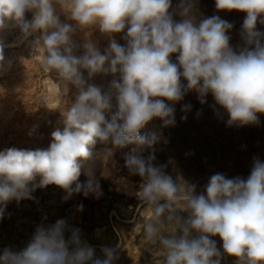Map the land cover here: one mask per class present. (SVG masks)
<instances>
[{
  "label": "clouds",
  "instance_id": "obj_1",
  "mask_svg": "<svg viewBox=\"0 0 264 264\" xmlns=\"http://www.w3.org/2000/svg\"><path fill=\"white\" fill-rule=\"evenodd\" d=\"M171 8L172 0H0V33L15 27L25 38L34 36L41 69L67 91L75 89L74 101L59 110L63 127L51 133L47 148L0 151V219L8 202L31 199L36 188L48 185L68 196L82 191L99 198L103 193L93 147L111 144L105 149L111 156L114 149L131 146L124 160L142 181L136 196L146 210L143 239L159 245L161 264H221L211 239L217 235L236 264H264V161L254 157L246 179L216 173L197 193L195 184L173 179L167 164L155 163L154 148L162 135H141L153 118L164 127L174 126L175 104L193 91L201 104L211 94L227 113L228 126L259 124L258 114H264V31L257 26L264 25V0H215L218 11L246 14L243 46L237 48L228 35L233 24L218 15L198 19L195 0H180L179 21ZM61 13L75 23L62 22ZM78 29H98L107 47L102 52L92 39L77 43ZM117 34H123V45ZM3 48L0 40V62ZM81 48L83 54L77 55ZM97 75L113 78L107 86L97 85L91 82ZM181 110L187 113L191 105ZM106 112H112L110 120ZM145 150H151L146 157ZM82 173L86 183L73 189ZM184 212L187 218L180 215ZM101 250L105 258H94L80 230L58 219L38 226L22 250L5 248L0 264H113L114 250Z\"/></svg>",
  "mask_w": 264,
  "mask_h": 264
},
{
  "label": "rangeland",
  "instance_id": "obj_2",
  "mask_svg": "<svg viewBox=\"0 0 264 264\" xmlns=\"http://www.w3.org/2000/svg\"><path fill=\"white\" fill-rule=\"evenodd\" d=\"M179 3L180 0H172L170 9L176 21L181 19L176 14ZM195 5L198 19L218 15L233 24L228 33L230 43L234 48L243 46L240 32L245 13L218 11L215 0H195ZM26 18L31 19L32 13H26ZM60 18L62 22L75 23L63 13ZM257 27L264 31V25L258 24ZM122 35L117 34L116 39L123 45L125 41L121 39ZM34 39V36L25 38L15 27H8L0 33V40L4 44V60L0 62V151L12 147L27 150L47 148L51 142V133L57 127H63L59 110L75 99L74 88L69 87L68 91L62 88L54 75L44 72L36 64L35 52L30 48ZM85 39L96 41L102 52L108 45L107 38L98 29H78L74 40L82 44ZM76 54H83V49H78ZM172 58L175 60V55ZM112 78L97 75L91 82L107 86ZM45 79L54 82L57 87L55 101L51 103L45 101L43 95L42 82ZM185 104L191 105L187 113L181 110ZM115 110L113 101L112 112ZM112 112L105 113L106 119L110 120ZM184 115H187L186 120L181 118ZM258 115V125L228 126L227 113L215 104L211 94L206 97V103L201 104L197 93L193 91L175 104L174 126L164 127L159 118H153L141 129V135L152 132L162 135L161 142L154 148L157 164H164L162 160L171 149L176 148L180 155L178 165L181 171L166 169L167 173L173 179L179 176L195 184L199 193L213 175L208 166L211 165L208 159L212 160V157V162L231 168L234 176L245 179L250 174L255 156L264 161V115ZM200 117L212 131L210 134L207 132V138H201L202 134L195 129V123ZM201 144L205 145L210 157L201 153ZM111 147V144L97 142L92 149L95 176L103 193L99 198L92 194L85 196L82 191H73L68 196L64 189L48 185L36 188L31 199L8 202L5 216L0 219V254L5 248L22 250L38 226L47 227L58 219H64L68 225L80 230L81 239L94 249V258H105L101 249L107 246L114 250L113 264H161L162 258L156 255L159 245L146 244L143 239L142 224L146 210L136 196L142 181L139 176L129 172L124 160V154L131 146L114 149L111 156H106L105 149ZM150 151L145 150L143 155L146 157ZM87 179L82 173L72 188L75 189L76 183H86ZM180 215L187 218L186 212ZM211 239L216 241L221 253V264H236V257L224 253L220 237L217 235Z\"/></svg>",
  "mask_w": 264,
  "mask_h": 264
},
{
  "label": "bare ground",
  "instance_id": "obj_3",
  "mask_svg": "<svg viewBox=\"0 0 264 264\" xmlns=\"http://www.w3.org/2000/svg\"><path fill=\"white\" fill-rule=\"evenodd\" d=\"M87 37V36H86ZM32 45V44H31ZM27 47H29V46H27ZM30 48H32L33 50H34V48H33V45H32V47H30ZM33 52V51H32ZM35 61H36V64L38 65L39 63H38V61H37V59L35 58ZM5 68V67H4ZM56 89H57V87H56V84L54 83V82H52V81H50L49 79H45V80H43V82H42V90H43V95H44V98H45V101H47V102H49V103H51V102H53V101H55V98H56ZM55 103V102H54ZM51 107V106H50ZM47 109V108H46ZM261 115V114H260ZM264 115V114H263ZM195 116V115H194ZM204 119L202 118V117H200L199 118V121H196V123H195V129L200 133V134H202V137L201 138H207V136H206V134H207V132L209 131V134H210V131H211V129L209 130L208 129V127H207V123L206 122H204L203 121ZM192 123V122H191ZM204 123H206V124H204ZM211 133H212V131H211ZM200 136V135H199ZM205 141V140H204ZM208 144V143H207ZM235 145V144H234ZM239 146V145H238ZM232 147V146H231ZM199 150H201V153H203V155H204V153L205 154H207V155H209V152H208V150L206 149V147H205V145L203 144H201L200 145V149ZM198 150V151H199ZM127 152H128V150H127ZM120 154V153H119ZM255 154V153H254ZM254 154H252V155H254ZM122 156H123V154H122ZM178 156H180L179 154H178V150L176 149V148H173V149H171V151H170V153H169V155L165 158V159H163L162 160V162H164V164H167L168 165V167H167V170H171V171H181V169H180V165H178V160H179V158H178ZM207 157V156H206ZM209 157H210V155H209ZM208 157V158H209ZM253 157V156H252ZM256 157V156H255ZM171 161V162H170ZM208 161H209V164H211V165H208V166H210V169H211V171L213 172V175L214 174H216V173H221V174H224V175H226L227 177H229V178H232V177H235L234 176V173H233V171H232V169L231 168H227V167H222V165L220 166L218 163H216V162H212L213 161V157H212V160L211 159H208ZM180 162V161H179ZM228 163V162H227ZM109 168V167H108ZM187 171V170H186ZM106 172V171H105ZM105 172H104V174H105ZM185 172V171H184ZM182 173V172H181ZM106 174H107V172H106ZM187 175H188V173H187ZM108 176V175H107ZM110 176V175H109ZM128 183V182H127ZM120 197V196H119ZM119 197H116V198H119ZM195 234V233H194ZM142 254V253H141ZM223 260V259H222Z\"/></svg>",
  "mask_w": 264,
  "mask_h": 264
}]
</instances>
